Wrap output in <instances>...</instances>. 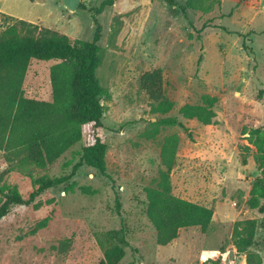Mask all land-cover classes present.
<instances>
[{"label":"rangeland","instance_id":"obj_1","mask_svg":"<svg viewBox=\"0 0 264 264\" xmlns=\"http://www.w3.org/2000/svg\"><path fill=\"white\" fill-rule=\"evenodd\" d=\"M36 1L43 20L31 24L92 42L90 10L102 0H81L89 11L73 13L60 0H53L55 8L50 0ZM97 20L102 59L96 77L110 98L99 127L84 129V144L97 136L106 145L105 175L80 167L68 184L77 182L90 194L78 187L66 194L62 186L11 206L0 219V264H99L118 245L120 232L128 244L119 264H246L231 235L248 219L257 221L251 250L264 264V214L247 204L259 163L264 168V0L246 6L214 0L207 12L187 9L185 0H115ZM9 23L0 14V33ZM55 63L31 61L25 98L52 101L49 70ZM154 71L162 95L174 103L166 115L151 112L154 100L143 86ZM204 95L218 99L214 123L178 114ZM166 117H177L181 126L153 125ZM250 130L258 131L254 143L247 139ZM7 157L0 151V186L17 188L24 200L32 178L59 175V167L40 170ZM163 178L174 196L213 209L206 231L181 229L175 240L157 245L144 190ZM48 216L52 222L32 236Z\"/></svg>","mask_w":264,"mask_h":264},{"label":"trees","instance_id":"obj_2","mask_svg":"<svg viewBox=\"0 0 264 264\" xmlns=\"http://www.w3.org/2000/svg\"><path fill=\"white\" fill-rule=\"evenodd\" d=\"M237 6L256 5L258 0H234ZM115 0H102L91 11L96 27L91 43L71 39L57 31L7 17L12 22L0 33V151L8 159L20 157L24 166L40 170L59 167V175L51 178L31 179L32 189L28 200L21 197L17 188L4 184L0 196V219L14 205H28L43 192L62 187L66 194L73 193L77 182L68 184L80 167L93 175H105L106 145L95 136L93 142L84 144V129L99 127L103 117V102L109 94L100 86L96 70L101 63L97 43L101 38L97 16L111 8ZM214 0H185V7L193 11L207 12ZM78 9L89 11L82 3ZM32 60L56 62L49 70L52 101L28 99L23 96L22 84ZM161 77L158 72L148 73L143 86L154 100L153 114L166 115L174 109V103L161 93ZM218 99L204 95L200 104H185L178 114L186 120H196L203 125L214 123ZM153 125L181 126L177 117H166ZM187 131V130H186ZM250 143L258 131L250 130ZM246 133V129L243 131ZM191 138V136L189 135ZM71 168V172L68 173ZM261 175L256 177L247 202L252 210L264 214V168L259 163ZM157 188H145V215L153 226L156 243L165 246L175 240L181 229L199 228L206 231L214 211L204 205L193 203L171 193L166 178ZM86 194L88 188L78 187ZM53 216L42 219L38 230L48 227ZM257 221L248 219L236 223L231 242L239 255L246 257V264H262L259 254L253 252ZM118 245L107 250L99 264H119L128 244L124 232L116 233Z\"/></svg>","mask_w":264,"mask_h":264},{"label":"crops","instance_id":"obj_3","mask_svg":"<svg viewBox=\"0 0 264 264\" xmlns=\"http://www.w3.org/2000/svg\"><path fill=\"white\" fill-rule=\"evenodd\" d=\"M42 2L45 0H41ZM55 8L56 3L50 0ZM36 0H0V14L28 23H33L41 18L40 7ZM52 12V10H49Z\"/></svg>","mask_w":264,"mask_h":264},{"label":"water","instance_id":"obj_4","mask_svg":"<svg viewBox=\"0 0 264 264\" xmlns=\"http://www.w3.org/2000/svg\"><path fill=\"white\" fill-rule=\"evenodd\" d=\"M60 2L69 13H73L78 8L81 0H60Z\"/></svg>","mask_w":264,"mask_h":264}]
</instances>
